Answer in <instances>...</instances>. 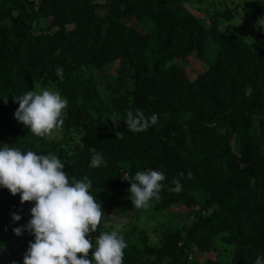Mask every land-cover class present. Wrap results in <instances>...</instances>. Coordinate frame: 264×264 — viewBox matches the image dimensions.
I'll return each instance as SVG.
<instances>
[{"label": "trees", "instance_id": "obj_1", "mask_svg": "<svg viewBox=\"0 0 264 264\" xmlns=\"http://www.w3.org/2000/svg\"><path fill=\"white\" fill-rule=\"evenodd\" d=\"M239 3L0 0V148L57 155L70 178L92 181L104 214L114 206L162 215L158 245L124 237V264H255L264 255V9L242 0L236 11ZM238 12L252 21L251 41L219 27ZM36 86L69 102L51 137L34 136L14 115V97ZM137 109L158 122L128 131L127 112ZM93 147L106 165L89 166ZM149 169L165 174L164 187L137 209L124 179ZM173 178L181 191L169 190ZM32 206L0 187V264H23L34 236L13 229Z\"/></svg>", "mask_w": 264, "mask_h": 264}, {"label": "clouds", "instance_id": "obj_2", "mask_svg": "<svg viewBox=\"0 0 264 264\" xmlns=\"http://www.w3.org/2000/svg\"><path fill=\"white\" fill-rule=\"evenodd\" d=\"M257 26L264 27V18L258 20ZM56 74L61 81L64 79L62 68H57ZM14 101L19 104L15 118L41 138L51 137L62 127L69 106L67 98L52 88L29 90L14 97ZM124 122L128 131H147L158 122V114L146 117L140 109L135 113L129 110ZM116 137L122 138V133L118 132ZM90 151V167L106 165L95 147ZM64 168V162L55 154L25 152L9 144L0 148V187L13 196L19 194L21 204L33 203L31 219L13 229L17 236L24 231L34 236L23 264H124L127 243L120 233L122 226L118 224L111 232H101L93 241L92 233L105 217L102 202L91 191L92 181L87 176L70 178ZM188 175L190 178L191 173ZM165 179L162 171L152 169L124 179L131 185L127 189L131 204L144 209L150 201L159 200ZM172 183L175 187L170 191L182 190L179 179L173 178ZM12 219L19 221L21 216L13 213ZM255 264H264V255H258Z\"/></svg>", "mask_w": 264, "mask_h": 264}, {"label": "rangeland", "instance_id": "obj_3", "mask_svg": "<svg viewBox=\"0 0 264 264\" xmlns=\"http://www.w3.org/2000/svg\"><path fill=\"white\" fill-rule=\"evenodd\" d=\"M218 5L221 6L222 0H213ZM241 1L237 0L239 4L236 5V11H239L241 7ZM262 7L264 9V0H261ZM230 8L234 7L233 3H230L227 5ZM242 14V12L240 11ZM239 12L235 15V17L230 21H224L222 22L219 27L224 30L226 29L230 33H235L240 36H242L245 40L251 41L253 38V35H249L247 32L250 27V21L251 19L247 16L244 17ZM264 18V14H263ZM250 20V21H249ZM126 22H132L131 19L126 20ZM252 23V21H251ZM227 25V28H226ZM43 28V23H39L35 26L34 30L38 31ZM209 55L207 56V58ZM187 61L191 62L192 65L196 66L197 69H200L198 66V61L195 59H187ZM210 61V60H209ZM209 61H203L201 62V66H205ZM42 88L40 86L35 87V91H40ZM108 213H105V217L102 220L101 224L98 226V229L96 233L98 237L101 232H111L113 229L116 228V226L119 224L121 225L120 233L123 235V237H126L127 240L135 241L136 243H140V240L138 237L140 235H144L146 237L147 243L152 246H156L160 243V232L163 229V219L164 217L162 215H158L156 213L152 214H135L134 212L127 211V210H119L114 206H108L107 207ZM180 212L186 211V208L183 206H180L179 208ZM190 218L188 217L185 223H188ZM95 237V238H96ZM93 239V241L95 240ZM192 255V254H191ZM191 255H189L188 263L192 262ZM208 257H213V253H208ZM196 259H201L202 256L198 254L193 255Z\"/></svg>", "mask_w": 264, "mask_h": 264}]
</instances>
